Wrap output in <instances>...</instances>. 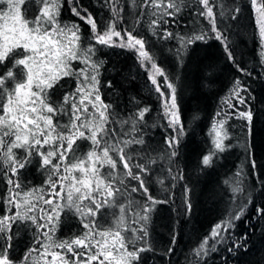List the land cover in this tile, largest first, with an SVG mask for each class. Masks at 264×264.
Instances as JSON below:
<instances>
[{
	"label": "snow or ice",
	"instance_id": "snow-or-ice-1",
	"mask_svg": "<svg viewBox=\"0 0 264 264\" xmlns=\"http://www.w3.org/2000/svg\"><path fill=\"white\" fill-rule=\"evenodd\" d=\"M97 3L109 12L106 21L98 20L82 0H0V181L6 185L5 214L0 216V264H144L142 254L154 251L149 224L156 206L171 202L170 188L185 179L184 171L175 165L187 128L181 120L176 84L150 54L145 24L157 40L178 42V60L196 42L218 41L239 74L221 97L210 130L213 149L202 155L198 166H213L233 146L230 120L243 121L244 128L253 122L251 96L243 82L252 72L242 66L229 38L231 22L238 21L243 12L241 3ZM65 6L75 20L63 19ZM246 6L254 13L253 34L264 63V0H247ZM186 9L194 17L189 23L198 28L181 34L166 27L177 24ZM201 19L208 27L200 24ZM80 22L90 27L89 35L82 32ZM98 45L134 51L139 66L148 73L153 86L149 91L158 94L165 121L164 148L158 157L152 156L157 149L146 143L144 135L150 107H137L131 115L122 116L112 102H106L104 90L112 89L113 83L102 80L105 61L97 56ZM66 78L75 81L74 88L67 86ZM84 142L86 151H82ZM241 146L248 151L246 144ZM158 159H166L168 167L158 165ZM248 167L251 176L258 166L250 159ZM31 168L44 177L38 186L24 184V175ZM158 172H166L170 178L169 187L163 189L169 195L162 199L150 191ZM245 179L241 166L231 182L224 181L230 186L235 207L192 249L196 259L191 264H200L215 251L223 233L244 219L253 204L246 194ZM156 182L163 185L164 178ZM260 183L264 185V179ZM182 187L184 212L188 213L192 209L190 189L187 184ZM253 210L264 218V206L253 204ZM69 214L79 222L78 234L56 239L62 217ZM21 228L34 231L31 246L17 262L11 254ZM174 243L175 233L166 255L173 251Z\"/></svg>",
	"mask_w": 264,
	"mask_h": 264
},
{
	"label": "trees",
	"instance_id": "trees-1",
	"mask_svg": "<svg viewBox=\"0 0 264 264\" xmlns=\"http://www.w3.org/2000/svg\"><path fill=\"white\" fill-rule=\"evenodd\" d=\"M130 3V0H128ZM231 4L232 0H222ZM241 3L243 12L238 21L231 22L229 38L236 46L238 59L243 61L242 66L251 70L252 75L243 77L251 99L249 106L254 112V119L249 128L242 127L243 121L230 120L228 129L232 139V147L215 159L211 167L198 166L202 155L213 149L211 124L215 113L219 110L221 97L225 96L235 77L239 74L227 61L218 41L209 40L207 43L196 42L188 47L183 59L178 60L175 49L179 47L176 40L159 41L151 36L144 25V33L151 44L150 54H154L156 62L167 70L170 78L177 87L178 104L181 120L187 128V134L182 138L179 147V158L176 167L185 174L183 181L177 182L175 188H170L171 202L157 205L152 213L149 224L150 241L154 251L143 255L144 264H191L196 259L192 253L200 240L208 234L211 226L225 218L228 212L234 209L231 202L230 186L225 180L234 178L236 171L243 166L246 194H250L256 208L264 206V63H261L258 41L254 36L256 30L254 13L247 5V0H236ZM98 20L109 18V12L101 9L97 0H82ZM130 12L131 9L129 8ZM216 11V9H214ZM31 14V13H30ZM227 15V13H226ZM65 21L75 20L65 6L63 12ZM131 19V17H129ZM194 17L186 9L178 18L177 24L170 23L174 32L189 33L199 25L189 23ZM81 23L85 36L90 34V27ZM200 24L208 27L201 19ZM102 27V25H98ZM94 43V41H93ZM97 56L105 61L102 80H111L112 89H105L106 102H112L122 116L131 115L137 107H150L146 115L148 128L145 130L146 143L157 151L152 152L158 157L164 148L163 137L166 134L162 126L165 121L161 118V103L158 94L150 92L153 87L148 80V73L142 69L136 60L134 51L117 47L97 46ZM171 50V51H170ZM79 66V65H74ZM3 69H0L2 74ZM163 81L161 77L159 79ZM67 86L75 87V81L66 78ZM61 90V95H62ZM135 97V101H133ZM227 143V141H226ZM247 146L248 151H245ZM86 142L82 151H86ZM254 160L258 166L251 176L248 175V161ZM158 165L167 168L166 159H158ZM156 168V165L152 166ZM164 178V184L156 181ZM44 177L35 168H31L24 175V184L38 186ZM150 191L158 198H164L169 193L164 192L169 187L170 178L166 172H158L152 178ZM187 184L190 192L188 199L192 205L190 212H184V192L182 185ZM6 185L0 181V216L5 214L3 196ZM238 199L236 203H239ZM250 204L243 220L235 221V227L223 233V240L216 244L215 251H210L200 260V264H264V218L257 215ZM15 211V209H13ZM15 228V226H14ZM79 222L71 214L62 217V223L56 232V239H65L75 232L78 234ZM33 229H20L15 239L12 258L17 262L31 246ZM176 235V243L172 244L173 251L165 254L172 239ZM235 242V243H234ZM242 245V246H240Z\"/></svg>",
	"mask_w": 264,
	"mask_h": 264
},
{
	"label": "rangeland",
	"instance_id": "rangeland-1",
	"mask_svg": "<svg viewBox=\"0 0 264 264\" xmlns=\"http://www.w3.org/2000/svg\"><path fill=\"white\" fill-rule=\"evenodd\" d=\"M161 77H158L157 79L159 80Z\"/></svg>",
	"mask_w": 264,
	"mask_h": 264
}]
</instances>
